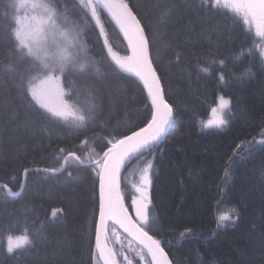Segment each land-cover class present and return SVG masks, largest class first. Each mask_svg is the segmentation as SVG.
<instances>
[{"label": "trees", "instance_id": "1", "mask_svg": "<svg viewBox=\"0 0 264 264\" xmlns=\"http://www.w3.org/2000/svg\"><path fill=\"white\" fill-rule=\"evenodd\" d=\"M126 2L148 25L152 61L174 114L170 129L154 149V158L147 157L152 162L149 216L155 218L149 234L161 241L172 264H264V145L259 143L264 139L260 135L264 130L262 41L225 8L209 18L197 9L199 0ZM64 5L73 20L88 11L78 0H61L62 9ZM8 11L11 14L15 9ZM98 11L112 50L128 55L108 16ZM81 41L95 63L84 75H70L68 80L74 84L64 81V90L66 99L68 93L78 92L73 107L87 112L85 84L98 89V118L86 128L75 116L48 119L50 113L38 105L29 106L30 95L27 100L18 95L14 57L0 32V184L7 183L19 193L7 195L0 188V264H96L93 222L99 217V178L98 169L88 161L103 155L105 138L118 139L129 128L138 130L151 119V102L143 83L118 69L93 19ZM242 46L252 48L254 56L247 52L239 56ZM221 59L227 65L223 69L218 63ZM198 63L210 68V73L201 72ZM249 69L250 74L243 75ZM221 71L226 83L218 78ZM221 95L231 102V119L222 127H205ZM253 138L256 143L243 151L237 149ZM85 139L88 143L82 145ZM59 148L76 151L85 163L73 159L64 163V156L55 154ZM135 164L143 166L133 159L122 169L127 206L135 195L127 171ZM24 168L32 169L27 176ZM37 168L57 171L45 173ZM222 213H231L232 219L218 226ZM53 214L55 223L50 222ZM112 227L106 244L114 249ZM25 228L35 247L26 245L8 254L7 236H20ZM117 231L145 252L115 227ZM145 257L149 264L151 257ZM116 258L123 264L119 255Z\"/></svg>", "mask_w": 264, "mask_h": 264}, {"label": "snow or ice", "instance_id": "2", "mask_svg": "<svg viewBox=\"0 0 264 264\" xmlns=\"http://www.w3.org/2000/svg\"><path fill=\"white\" fill-rule=\"evenodd\" d=\"M3 2L4 11L0 13V19H3L4 23L0 24V32L4 33V44L14 57L13 71L17 93L26 100L30 95L29 106L38 105L40 109L45 110V113H50L48 119L54 117L67 119L69 115H74L79 124L86 128L89 121L98 118L101 105L97 103L100 97L95 84L86 83L83 89L88 96L87 112L83 109L78 112L74 111L73 105L79 93L70 92L65 99L64 90V81L70 85L74 84V81L68 80L70 75L77 73L84 75L86 68L95 63L94 59L89 56V47L81 41V35L89 28L92 19L99 26L100 35L104 36L107 53L118 69L135 75L143 82L151 102V119L146 126L139 127L138 130L129 128L118 139L105 138L106 150L103 155L94 161H88L89 164H94L95 169H98L96 174L99 178V218L98 222H93L96 248L93 259L96 264H100L101 261L103 264H117L116 257L122 254L101 242L102 234L107 239L109 222H111L113 234H115V226L118 225L143 246L145 252L141 254V259L150 256L149 264H171L164 248L161 247V241L149 234L153 231L155 218L149 216L146 211L149 205L145 203L148 200L147 188L151 184L152 170V162L147 157L154 158V149L168 132L172 118V107L164 98L161 78L157 75V70L153 67L149 55L150 40L146 31L148 25L142 24L141 19L137 18V14L133 12L126 0H78V4L88 11L84 12L83 18L76 17L74 20L67 15L66 5L62 9L61 0H43V2L3 0ZM29 6L33 10L40 9L42 12L30 17L26 14L22 15L21 9ZM196 7L209 18L219 9L225 8L234 17H239L242 23L248 26L249 32L254 26L255 35L262 41L259 57L260 63L264 65V0H199ZM9 8H14L15 12L10 14ZM98 9H106L119 26L127 40L130 55L121 57L113 52L104 25L100 23ZM245 52L250 57L254 56L252 48L244 49L243 46L239 56H244ZM176 59L179 63L180 57L177 56ZM218 63L221 69L227 66L222 59ZM198 67L201 72L210 73V68L199 65V63ZM248 74H250V69L243 75ZM218 78L221 83H226L222 71L218 74ZM218 102L221 114L215 120L205 122V127H222L229 123L231 119L230 100L221 95L218 97ZM212 112L215 114L217 108H212ZM260 135L264 137V130ZM256 142L253 138L251 142H242L236 147L243 151L249 144ZM81 143L86 145L88 141L85 139ZM259 143L264 145V139H261ZM55 154L57 157L63 155L64 163H67L69 159H73L80 165L85 163L76 151L59 148ZM234 155H236L235 152ZM133 159H139L143 163L141 183L136 187L140 196L138 199H133L130 206H125L120 191V174L126 164ZM31 170L24 168L25 176ZM34 170L45 173L57 171L56 168ZM0 188L7 195H19L18 192H13L7 183L0 184ZM129 207L135 209L139 223L130 216ZM233 212H235L234 209ZM56 218V214H53L50 222L55 223ZM231 219V213L220 214L217 221L218 226ZM43 227L42 223L41 228ZM26 245L35 247V240L30 236L27 228L20 236H7L6 252L13 254L16 249ZM124 260L126 264H132L127 256H124Z\"/></svg>", "mask_w": 264, "mask_h": 264}, {"label": "rangeland", "instance_id": "3", "mask_svg": "<svg viewBox=\"0 0 264 264\" xmlns=\"http://www.w3.org/2000/svg\"><path fill=\"white\" fill-rule=\"evenodd\" d=\"M39 2H43V0H39ZM41 12H42V10H40V9L33 10L30 6L25 7L24 9H21V14L22 15L26 14L29 17L34 15V14L38 15ZM252 29L255 32L254 26L252 27ZM115 53H117V52H115ZM118 55L121 57L128 56V55H120V54H118ZM65 99H66V95H65ZM53 102H55V100H53ZM216 107H217V112L213 116H211L209 118V120H215L221 114L220 109H219V103ZM73 110L76 111V109L74 107H73ZM71 116H74V115H69L68 117H71ZM142 168H143V166L141 167L140 165L135 164L132 167H130L129 170L127 171V181L134 191V194H135L134 199H138L140 196V194L136 191V187L141 183V169ZM150 178H151V176H150ZM150 185L147 188L148 200L145 201V203L148 205H149ZM146 211L149 214V206L146 209ZM132 212L136 215L134 208H132ZM135 218L138 220V218L136 216H135ZM13 237H17V236H13ZM111 238H112L111 239L112 245H113L114 249L116 250V252L122 253L119 256H120L123 264H126V261L124 260V256H127L128 259L132 261V264H147L146 257L144 259L140 258L141 254H143V253L141 251H139L134 246L133 243H130L131 241H129V240L125 239L123 236H121V234H119L118 231L115 232V234H113V236ZM116 260H117V258H116ZM117 263H118V261H117Z\"/></svg>", "mask_w": 264, "mask_h": 264}, {"label": "water", "instance_id": "4", "mask_svg": "<svg viewBox=\"0 0 264 264\" xmlns=\"http://www.w3.org/2000/svg\"><path fill=\"white\" fill-rule=\"evenodd\" d=\"M127 3V2H126ZM130 6V5H129ZM103 12H104V14L105 15H107L108 16V18H109V20L112 22V24H113V26L116 28V30L118 31V33L120 34V36L122 37V39H123V41H124V43H125V45L127 46V49H128V51H129V54H131V52H130V49L128 48V43H127V40L124 38V35H123V33L120 31V28H119V26L115 23V21L111 18V16H110V14L107 12V10L106 9H103L102 10ZM138 18V17H137ZM94 20V19H93ZM94 22H95V24H96V21L94 20ZM100 23H102L101 22V20H100ZM96 27H97V29H98V31H99V33H100V30H99V26L96 24ZM101 36V38H102V41H103V43H104V36H102V35H100ZM105 48H106V51H107V47L105 46ZM149 55H150V58H151V60H152V57H151V50H150V46H149ZM152 63H153V61H152ZM153 67L155 68V66H154V63H153ZM156 69V68H155ZM157 75H158V73H157ZM142 82V81H141ZM143 83V82H142ZM163 87V86H162ZM163 92H164V90H163ZM164 98H165V100H166V97H165V94H164ZM167 101V100H166ZM168 102V101H167ZM170 105V104H169ZM171 106V105H170ZM173 117H174V114H173V109H172V118H171V124H172V121H173ZM171 124H170V126H169V129H170V127H171ZM168 129V130H169ZM121 172H122V170H121ZM120 181H121V174H120ZM120 191H121V186H120ZM122 194V193H121ZM99 218V217H98ZM109 225H112L111 224V222H109ZM116 227L122 232V233H124L125 235H127L130 239H132V240H134L135 242H137L138 244H139V242L136 240V239H134L132 236H130L128 233H125L124 231H123V229H121L118 225H116ZM101 242L102 243H105V236L102 234V236H101ZM140 245V244H139ZM140 246H142V245H140ZM143 247V246H142ZM162 247V246H161ZM164 252H165V250H164ZM166 253V252H165ZM167 254V253H166ZM167 258L169 259V257H168V255H167ZM170 260V259H169ZM101 263L103 264V262L101 261ZM172 264V263H171Z\"/></svg>", "mask_w": 264, "mask_h": 264}]
</instances>
